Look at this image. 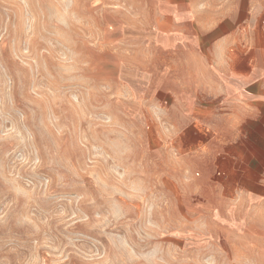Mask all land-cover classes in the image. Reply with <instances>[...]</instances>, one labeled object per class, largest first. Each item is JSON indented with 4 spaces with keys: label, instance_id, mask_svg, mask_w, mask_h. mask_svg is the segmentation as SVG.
Returning a JSON list of instances; mask_svg holds the SVG:
<instances>
[{
    "label": "rangeland",
    "instance_id": "374dc122",
    "mask_svg": "<svg viewBox=\"0 0 264 264\" xmlns=\"http://www.w3.org/2000/svg\"><path fill=\"white\" fill-rule=\"evenodd\" d=\"M196 6L264 47V0ZM165 9L0 0V264H250L216 254L226 215L188 206L195 173L164 148L169 66L186 59L155 43Z\"/></svg>",
    "mask_w": 264,
    "mask_h": 264
},
{
    "label": "crops",
    "instance_id": "0c3cea01",
    "mask_svg": "<svg viewBox=\"0 0 264 264\" xmlns=\"http://www.w3.org/2000/svg\"><path fill=\"white\" fill-rule=\"evenodd\" d=\"M164 4L155 43L186 55L169 66L164 127L174 137L164 148L177 151L180 176L195 173L188 206L226 215L212 224L220 259L264 264V47L237 43L235 23L198 0Z\"/></svg>",
    "mask_w": 264,
    "mask_h": 264
}]
</instances>
